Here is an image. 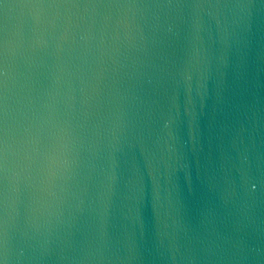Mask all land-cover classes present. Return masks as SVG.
Instances as JSON below:
<instances>
[{
    "label": "water",
    "instance_id": "obj_1",
    "mask_svg": "<svg viewBox=\"0 0 264 264\" xmlns=\"http://www.w3.org/2000/svg\"><path fill=\"white\" fill-rule=\"evenodd\" d=\"M95 2L0 6L3 264H264V0Z\"/></svg>",
    "mask_w": 264,
    "mask_h": 264
},
{
    "label": "snow or ice",
    "instance_id": "obj_2",
    "mask_svg": "<svg viewBox=\"0 0 264 264\" xmlns=\"http://www.w3.org/2000/svg\"><path fill=\"white\" fill-rule=\"evenodd\" d=\"M5 4L12 7H81L95 5V0H15L9 3L6 0H0V6ZM3 8V7H2ZM6 14V13H5ZM7 38L6 25L0 27V176H2L7 161V127H6V77H7ZM3 229L0 226V235ZM0 264H3V251L0 246Z\"/></svg>",
    "mask_w": 264,
    "mask_h": 264
}]
</instances>
